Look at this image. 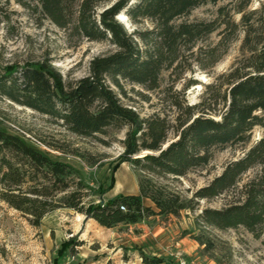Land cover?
Listing matches in <instances>:
<instances>
[{
  "label": "trees",
  "instance_id": "16d2710c",
  "mask_svg": "<svg viewBox=\"0 0 264 264\" xmlns=\"http://www.w3.org/2000/svg\"><path fill=\"white\" fill-rule=\"evenodd\" d=\"M107 1L37 0L41 12L57 27L70 29L88 41H108L115 50L94 57L88 75L72 85L46 62L15 66L0 73V98L61 122L80 137L128 127L113 173L128 163L148 175L183 177L206 166L213 149L248 142L255 127L264 132V17L257 29L251 22L256 11L241 17L245 28L242 49L248 55L228 76L220 119L204 112L195 116V108L187 107L184 119H176L175 139L169 142L171 127L164 118L154 115L140 119L121 104L112 87L120 94H124L122 81L156 89L161 72L178 60L182 48L192 47L217 29L214 21L178 20L198 6L219 0H116L97 13L96 7ZM233 2L238 14L250 4V0ZM121 13L134 23L149 21L151 27L128 34L116 20ZM231 28L233 32L236 27L232 24ZM141 152L146 154L139 156ZM255 167L259 172L242 185L241 200L222 209L202 210L198 220L203 225L218 230L243 228L257 239L264 234V136L240 158L228 162L218 176L194 192L193 198H216L235 188L242 175ZM72 174L67 163L52 160L20 137L0 129V201L26 216L35 227L47 213L59 208L71 209L105 229L136 224L143 217L176 216L184 208L194 209L183 207L177 196L164 194L147 177L138 179L135 195L120 194L85 206L81 192L70 190ZM113 185L112 179L109 188ZM143 199L150 200L155 210L145 206ZM195 240L203 244L198 237ZM82 245V241H74L70 254L75 256ZM138 254L141 264H167L155 255Z\"/></svg>",
  "mask_w": 264,
  "mask_h": 264
},
{
  "label": "rangeland",
  "instance_id": "374dc122",
  "mask_svg": "<svg viewBox=\"0 0 264 264\" xmlns=\"http://www.w3.org/2000/svg\"><path fill=\"white\" fill-rule=\"evenodd\" d=\"M115 1L99 4L96 12ZM263 4L264 0H250L240 14L234 11L233 0L193 9L178 22L214 21L217 29L192 47L182 48L178 60L161 72L156 89L122 81L124 94H120L112 87L121 104L135 111L140 119L154 115L164 118L171 127L169 142L175 139L176 119H184L187 107L195 108V116L204 112L219 120L228 76L248 55L242 49L245 28L241 17L256 11L251 22L257 29L264 17ZM116 20L128 34L151 27L149 21L134 23L124 13ZM232 24L236 27L233 32ZM114 50L108 41H88L70 29L57 27L41 12L37 0H0V73L15 66L46 62L66 84L72 85L88 75L94 57ZM0 129L20 137L52 160L70 165V190L81 192L85 206L107 201L116 182L120 183L118 189L130 187L134 174L137 185L139 178L147 177L164 194L177 196L183 207H194L184 208L176 216L143 217L136 224H120L112 229L100 227L71 209L59 208L47 213L35 227L26 216L0 201V264H77L69 252L74 241L83 242L77 251L96 252L99 264H141L139 251L160 257L167 264H264V234L257 239L243 228L218 230L198 220L204 209H222L239 202L242 185L255 177L258 167L242 175L235 188L216 198H193L194 192L218 176L228 162L240 158L262 138L263 129L255 127L244 144L213 149L206 166L183 177L148 175L128 163H122L125 166L121 168V164L113 173L124 150L122 141L128 127L107 128L104 134L80 137L66 130L61 122L0 98ZM112 179L114 185L109 188ZM143 204L154 207L150 200H143ZM151 232L160 235L156 240L141 236Z\"/></svg>",
  "mask_w": 264,
  "mask_h": 264
},
{
  "label": "crops",
  "instance_id": "0c3cea01",
  "mask_svg": "<svg viewBox=\"0 0 264 264\" xmlns=\"http://www.w3.org/2000/svg\"><path fill=\"white\" fill-rule=\"evenodd\" d=\"M122 166H125V165L122 164L120 167L122 168ZM131 175L134 178L133 184L130 187L123 186L124 189L121 190V189H118V186L120 183L116 182L114 185L115 188L113 187V189L110 191L111 195H110L109 199H112V198H114L120 194L121 195H125V194L135 195L138 193V185H137L136 177L134 174H131ZM143 200H148V199H143ZM147 206H150V205L148 204ZM151 208L153 210H155L154 207H151ZM151 217H159V216H151ZM90 221H92V220L90 219ZM159 235H160L159 232L158 233L157 232H153V233L151 232V233H149V235L147 233V234L141 235V236L143 238L145 236H150V238L152 240H156V238H158ZM96 257H97V253L94 251L89 250L87 252L82 253V251L80 249H78L77 254L74 257H72V259L76 260L77 264H99L97 259H95Z\"/></svg>",
  "mask_w": 264,
  "mask_h": 264
},
{
  "label": "built area",
  "instance_id": "2783aa9c",
  "mask_svg": "<svg viewBox=\"0 0 264 264\" xmlns=\"http://www.w3.org/2000/svg\"><path fill=\"white\" fill-rule=\"evenodd\" d=\"M121 210H123V207H120Z\"/></svg>",
  "mask_w": 264,
  "mask_h": 264
},
{
  "label": "water",
  "instance_id": "95a60500",
  "mask_svg": "<svg viewBox=\"0 0 264 264\" xmlns=\"http://www.w3.org/2000/svg\"><path fill=\"white\" fill-rule=\"evenodd\" d=\"M167 145H164L163 148H165Z\"/></svg>",
  "mask_w": 264,
  "mask_h": 264
}]
</instances>
